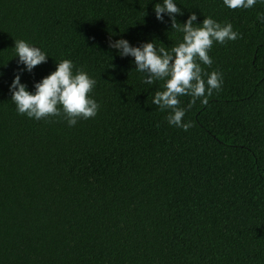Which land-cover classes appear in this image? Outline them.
Masks as SVG:
<instances>
[{
    "label": "trees",
    "instance_id": "trees-1",
    "mask_svg": "<svg viewBox=\"0 0 264 264\" xmlns=\"http://www.w3.org/2000/svg\"><path fill=\"white\" fill-rule=\"evenodd\" d=\"M162 2L0 0V264H264V0H174L181 27L195 14L241 34L214 41L202 67L223 84L186 112L187 131L152 104L164 81L143 83L109 46L182 42L167 14L156 19ZM17 40L46 62L28 72ZM62 59L96 80L97 115L70 127L18 114L14 76L34 92Z\"/></svg>",
    "mask_w": 264,
    "mask_h": 264
},
{
    "label": "clouds",
    "instance_id": "clouds-1",
    "mask_svg": "<svg viewBox=\"0 0 264 264\" xmlns=\"http://www.w3.org/2000/svg\"><path fill=\"white\" fill-rule=\"evenodd\" d=\"M257 0H223L229 9H249ZM156 19L163 22L167 14L171 20V28L183 33L182 42L170 51L164 47L157 49L153 42L133 47L125 39L111 42L109 46L119 50L122 57L131 56L136 65L135 70L145 74L143 83L153 84L164 81L162 91H156L152 104L161 111L168 110L166 119L170 125L187 131L192 122H183L186 112L201 99L202 104L208 103L213 91H219L223 84L220 71L206 72L202 65L211 67L213 61L209 56L214 41L224 44L241 37L233 30L231 23L220 24L214 19L204 18L202 26H195L197 20L192 14L182 24L175 17L182 15L174 0H163L154 6ZM145 15V13H144ZM259 19L264 22V15ZM18 64H23L28 72L46 62L47 55L39 48L24 40L14 42ZM70 59H62L56 64L55 71L34 84V92L20 82L17 73L10 85L11 100L15 103L18 114L27 115L36 120H47L49 117H62L68 125L75 126L79 119H90L97 115L100 105L90 97L96 80L91 78L82 68L73 71ZM205 77L207 79L205 80ZM190 96L192 99L186 107H181L180 97Z\"/></svg>",
    "mask_w": 264,
    "mask_h": 264
}]
</instances>
